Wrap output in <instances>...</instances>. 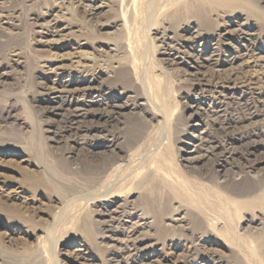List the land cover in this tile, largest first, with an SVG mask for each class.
<instances>
[{
  "label": "rangeland",
  "instance_id": "374dc122",
  "mask_svg": "<svg viewBox=\"0 0 264 264\" xmlns=\"http://www.w3.org/2000/svg\"><path fill=\"white\" fill-rule=\"evenodd\" d=\"M0 264H264V0H0Z\"/></svg>",
  "mask_w": 264,
  "mask_h": 264
},
{
  "label": "bare ground",
  "instance_id": "6f19581e",
  "mask_svg": "<svg viewBox=\"0 0 264 264\" xmlns=\"http://www.w3.org/2000/svg\"><path fill=\"white\" fill-rule=\"evenodd\" d=\"M175 2H182L183 6L187 11H195L199 10L202 4H222L224 3V0H175ZM91 9V8H90ZM94 9V8H93ZM92 10V9H91ZM91 14V13H90ZM89 14V15H90ZM94 14H91L90 17H92ZM57 90V89H56ZM66 90V89H65ZM73 92V91H72ZM56 95V94H55ZM62 108V107H61ZM79 115V114H77ZM105 116V115H104ZM107 120H110V118H107ZM245 126V125H244ZM78 136V135H77ZM210 144V143H209ZM213 157V156H212ZM204 159V158H203ZM253 205V202H249L247 205H240L241 207H251ZM240 207V208H241Z\"/></svg>",
  "mask_w": 264,
  "mask_h": 264
}]
</instances>
